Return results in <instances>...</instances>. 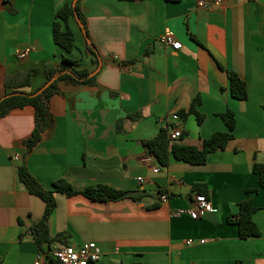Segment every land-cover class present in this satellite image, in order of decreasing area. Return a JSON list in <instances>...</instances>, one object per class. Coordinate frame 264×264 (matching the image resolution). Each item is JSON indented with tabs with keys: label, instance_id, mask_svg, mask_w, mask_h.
<instances>
[{
	"label": "crops",
	"instance_id": "obj_1",
	"mask_svg": "<svg viewBox=\"0 0 264 264\" xmlns=\"http://www.w3.org/2000/svg\"><path fill=\"white\" fill-rule=\"evenodd\" d=\"M66 1L0 0V98L8 77L32 68L39 72L24 89L37 90L46 80V64L64 56L97 73L92 85L61 82L50 101L55 125L27 164L46 188L64 177L79 190L102 183L126 194L99 201L58 192L51 236L66 232L72 245L95 241L102 251L95 264H264V187L253 169L264 163V0L212 6L201 0H81L100 68L76 17L70 19L74 49L54 41L53 22ZM166 31L182 48L159 41ZM21 50L28 55L19 57ZM229 70L246 81V99L232 96ZM195 98L201 123L195 114H180ZM228 109L235 111L234 137L205 163L172 154L159 172L150 170L145 141L162 127L179 125L176 140L202 148L214 132L228 130L221 116ZM34 126L32 105L0 118V264H34L39 252L45 254L41 264H60L50 249L66 244L56 240L40 250L31 233L46 203L21 181L18 165L26 151L22 141ZM198 193L215 209L198 218L174 214L193 206ZM246 199L258 208L253 217L261 234L242 238L231 218Z\"/></svg>",
	"mask_w": 264,
	"mask_h": 264
},
{
	"label": "trees",
	"instance_id": "obj_2",
	"mask_svg": "<svg viewBox=\"0 0 264 264\" xmlns=\"http://www.w3.org/2000/svg\"><path fill=\"white\" fill-rule=\"evenodd\" d=\"M73 2L74 0L66 1L56 12L53 22V39L66 51H72L76 46L75 34L70 25V19L76 17V15L79 16L87 30L86 19L81 7V0H77L75 6ZM87 47L95 56L94 61L99 63L100 53L95 44L91 41ZM37 72H39L38 68H32L25 73H19V76L17 75L15 77L7 78L5 83L6 95L0 98V118L7 115L14 108L24 107L26 105H32L35 108V126L31 135L22 141L26 146V151L23 154L21 164L18 165V173L21 181L25 183L29 191L41 197L46 203L43 216L31 228V232L39 249L44 250V245L50 246V244L56 240L68 244L66 240V232L58 233L53 237L49 231V218L57 206L56 194L58 192L65 193L68 196L83 194L91 199L99 201L114 200L125 195L126 192L102 183L89 185L86 188L79 190L64 177L53 181L52 187L46 188L30 171L27 164V156L44 137V134L55 125V119L50 110V101L55 93L61 92V82L75 85H92L96 83L97 77V73H93V70L83 67L78 59L64 56L56 65L53 63L46 64V80L40 88L32 92L26 91L24 87L31 84V78ZM228 75L232 96L239 99H246L248 97L246 81L234 70H229ZM54 77L55 80L51 82L49 86L41 92L34 94ZM199 101V98H195L190 108L183 110L180 113L181 116L186 118L190 114H195L198 122L201 123L204 119V114L200 113L197 109ZM221 116L225 120L228 130L214 132L210 137L203 140L202 148L172 140L169 135L168 126L162 127L159 133L155 137L146 140L145 144L162 166L169 164L172 154L179 160L195 164L205 163L208 159L209 153L224 148L228 141L234 137L233 130L236 127L235 111L228 109L221 113ZM253 169L259 176V185L264 187V163L255 162ZM257 190L258 188L249 189V192ZM161 192L164 191L162 190ZM257 209L258 208L254 205L251 199H246L240 203L238 214L234 218H231V220L238 225L239 235L242 238L258 236L261 234L259 226L253 217ZM135 264L145 263L139 262Z\"/></svg>",
	"mask_w": 264,
	"mask_h": 264
},
{
	"label": "built area",
	"instance_id": "obj_3",
	"mask_svg": "<svg viewBox=\"0 0 264 264\" xmlns=\"http://www.w3.org/2000/svg\"><path fill=\"white\" fill-rule=\"evenodd\" d=\"M221 0H201L203 4L208 6H212L214 4L219 3ZM159 41L165 45L172 47L176 50L182 48L183 43L175 38V35L171 31H166L159 37ZM29 50H21L19 52V57L23 58L27 56ZM172 118L175 121L180 120V115L178 113H173ZM169 127V135L172 140L178 139L182 130L179 125H170ZM16 159H20V156L17 154L15 156ZM144 161L148 164L149 168L153 172H159L161 170L162 165L155 164V158L152 153L147 154L144 157ZM140 181H143V178H140ZM168 195L166 193L161 194V200L167 201ZM215 207L212 201L206 194L198 193L195 196V202L193 206L190 207H181L177 209L174 214H188L192 218H198L204 212L212 211ZM32 233V232H31ZM201 243L205 242V239L200 240ZM188 244H193L194 239L190 238L187 241ZM50 255L54 259H56L60 264H95L102 257V251L100 246L95 241H89L86 243H82L80 245H72V244H62L55 245L50 249ZM45 257L43 252H39L37 261L34 264H41L42 258Z\"/></svg>",
	"mask_w": 264,
	"mask_h": 264
},
{
	"label": "water",
	"instance_id": "obj_4",
	"mask_svg": "<svg viewBox=\"0 0 264 264\" xmlns=\"http://www.w3.org/2000/svg\"><path fill=\"white\" fill-rule=\"evenodd\" d=\"M76 2H77V0H74V2H73L74 6L76 5ZM76 18H77L79 24L81 25V27L83 28V31H84V33H85V35H86V37H87L89 43H91V39H90V37H89V35H88V33H87V30L85 29V27H84V25H83V22L81 21V19H80L79 16L76 15ZM101 64H102V61H101V59H100L99 67H98V68H100ZM54 80H55V77L52 78L51 80H49V81H48V82H47V83H46L41 89H39V90H38L37 92H35L34 94H37V93L41 92L42 90H44V89H45L47 86H49V85L51 84V82H53Z\"/></svg>",
	"mask_w": 264,
	"mask_h": 264
}]
</instances>
